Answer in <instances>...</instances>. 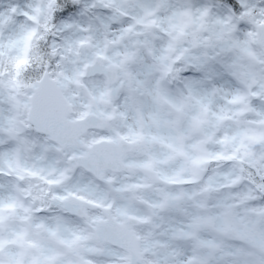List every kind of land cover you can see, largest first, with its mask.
I'll return each mask as SVG.
<instances>
[{
  "label": "clouds",
  "instance_id": "1",
  "mask_svg": "<svg viewBox=\"0 0 264 264\" xmlns=\"http://www.w3.org/2000/svg\"><path fill=\"white\" fill-rule=\"evenodd\" d=\"M0 264H264V0H0Z\"/></svg>",
  "mask_w": 264,
  "mask_h": 264
}]
</instances>
